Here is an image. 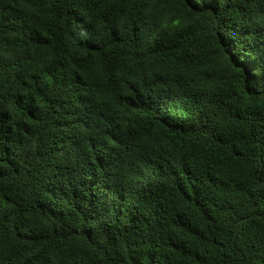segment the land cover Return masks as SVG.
<instances>
[{
  "label": "trees",
  "instance_id": "trees-1",
  "mask_svg": "<svg viewBox=\"0 0 264 264\" xmlns=\"http://www.w3.org/2000/svg\"><path fill=\"white\" fill-rule=\"evenodd\" d=\"M0 264H264V0H0Z\"/></svg>",
  "mask_w": 264,
  "mask_h": 264
}]
</instances>
